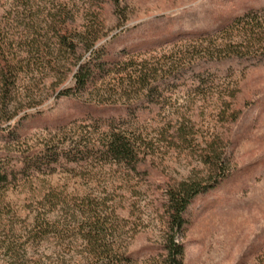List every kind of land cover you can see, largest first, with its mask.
<instances>
[{
	"label": "rangeland",
	"instance_id": "374dc122",
	"mask_svg": "<svg viewBox=\"0 0 264 264\" xmlns=\"http://www.w3.org/2000/svg\"><path fill=\"white\" fill-rule=\"evenodd\" d=\"M250 11L264 21V0H0V38L44 37L48 47L65 21L77 34L99 32L97 46L114 54L137 47L136 63L159 70L145 90L103 95L101 111L92 110L95 92L57 97L69 76L36 64L21 73L17 94L33 107L0 133L8 175L0 185V264L7 241H22L36 213L67 216L62 203L48 204L51 194L69 209L84 196L105 200L125 222L128 254L157 256L165 193L191 180L211 188L185 212L182 264H264V54L203 56L211 42L227 40L221 31H240L232 21ZM19 51L26 56V47ZM108 124L140 128L147 146L134 169L100 158ZM45 246L36 252L48 253Z\"/></svg>",
	"mask_w": 264,
	"mask_h": 264
},
{
	"label": "trees",
	"instance_id": "16d2710c",
	"mask_svg": "<svg viewBox=\"0 0 264 264\" xmlns=\"http://www.w3.org/2000/svg\"><path fill=\"white\" fill-rule=\"evenodd\" d=\"M27 13L30 15L31 10ZM232 24L240 31H236L234 35H228L230 31H221L228 36L227 40L222 43L211 42L203 51L204 57L242 59L264 54V21L258 18L256 11L245 12L243 16L235 18ZM5 30H10L7 25ZM53 31L54 42L48 47L45 46L48 41H42L44 37L36 39L28 36L29 40L17 44L13 39L4 36L0 38V133L11 128V121L20 112L27 117L26 110L33 107L30 97L19 99L17 94L19 76L31 65L36 64L54 74L69 76V85L60 89L57 97H79L95 92L99 100L95 101L92 110L100 111L104 105L103 100H100L103 95L111 97L116 96V93H138L145 90L149 82L156 80L159 74V70L154 67L149 68L143 62L136 63L137 47L133 46L114 54L107 45L97 46L100 40L99 32L92 30L83 35L77 34L65 27V21L55 25ZM201 38L202 35L197 39ZM24 47L27 50L26 56L21 55L23 51H19ZM86 54L87 57L84 58ZM106 80L109 81L107 84ZM114 84L126 85L118 89ZM153 91V87L149 89V96ZM109 124L101 134V151L98 153L100 158L129 165L134 169L140 156L145 154L147 146L140 128L135 125L134 130L128 131L122 129L124 127L117 128ZM181 130L177 128L176 132ZM220 158L217 154L216 172ZM7 177L4 166L0 165V185L6 184ZM208 188L211 187L191 180L167 189L165 220L157 249L159 255L147 256L142 260H136L128 254L125 243L128 230L125 222L116 217L111 207L105 205V200L84 196L69 209L63 206L64 199H58L53 194L48 195V204L55 207L56 202L62 203L61 210L67 216L64 215L56 221L50 219V210L36 213L33 223L23 232L22 241H7L4 247V263L182 264L183 246L180 239L186 225L185 212L191 200L205 193ZM46 244L49 247L45 246ZM43 246L48 253H37Z\"/></svg>",
	"mask_w": 264,
	"mask_h": 264
}]
</instances>
